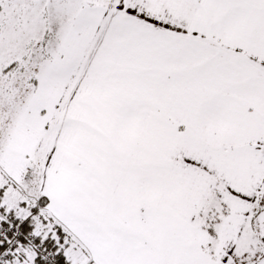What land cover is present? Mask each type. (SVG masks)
<instances>
[{
  "label": "snow or ice",
  "instance_id": "obj_1",
  "mask_svg": "<svg viewBox=\"0 0 264 264\" xmlns=\"http://www.w3.org/2000/svg\"><path fill=\"white\" fill-rule=\"evenodd\" d=\"M0 264H264V0H0Z\"/></svg>",
  "mask_w": 264,
  "mask_h": 264
}]
</instances>
